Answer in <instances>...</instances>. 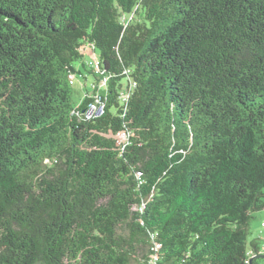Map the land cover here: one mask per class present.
Instances as JSON below:
<instances>
[{
    "label": "trees",
    "instance_id": "1",
    "mask_svg": "<svg viewBox=\"0 0 264 264\" xmlns=\"http://www.w3.org/2000/svg\"><path fill=\"white\" fill-rule=\"evenodd\" d=\"M257 210L264 0H0V264H261Z\"/></svg>",
    "mask_w": 264,
    "mask_h": 264
},
{
    "label": "rangeland",
    "instance_id": "2",
    "mask_svg": "<svg viewBox=\"0 0 264 264\" xmlns=\"http://www.w3.org/2000/svg\"><path fill=\"white\" fill-rule=\"evenodd\" d=\"M95 54L98 55V52L96 51ZM85 58L86 59L92 58V50L90 48L86 50ZM75 65L78 67L77 63ZM71 80H72L71 85L73 87V98L76 102H78L79 99L82 97L83 84L81 80H77L74 78H72ZM104 90L105 88H103L102 91ZM96 110L97 108L94 109V111ZM249 232H250L249 240L254 239V238L258 239V243L261 248L260 253L262 256H264V210H260V211L257 210L251 213V220L249 223ZM261 264H264V260L261 261Z\"/></svg>",
    "mask_w": 264,
    "mask_h": 264
},
{
    "label": "built area",
    "instance_id": "3",
    "mask_svg": "<svg viewBox=\"0 0 264 264\" xmlns=\"http://www.w3.org/2000/svg\"><path fill=\"white\" fill-rule=\"evenodd\" d=\"M87 66L91 68V70H94V72L97 74L99 73V59L97 57L91 58L89 61H87ZM74 79L81 80L80 76H77L76 74L72 75ZM100 82L98 83L100 87H104L107 84V79L106 77H103L102 79L99 80ZM91 88H94L92 86ZM95 103L94 105L90 106L88 111L86 112L87 118H92L95 115H99L101 113V105L99 99L95 97ZM94 111V109H96Z\"/></svg>",
    "mask_w": 264,
    "mask_h": 264
},
{
    "label": "crops",
    "instance_id": "4",
    "mask_svg": "<svg viewBox=\"0 0 264 264\" xmlns=\"http://www.w3.org/2000/svg\"><path fill=\"white\" fill-rule=\"evenodd\" d=\"M94 56L92 55V58H93Z\"/></svg>",
    "mask_w": 264,
    "mask_h": 264
},
{
    "label": "water",
    "instance_id": "5",
    "mask_svg": "<svg viewBox=\"0 0 264 264\" xmlns=\"http://www.w3.org/2000/svg\"><path fill=\"white\" fill-rule=\"evenodd\" d=\"M264 257V256H263Z\"/></svg>",
    "mask_w": 264,
    "mask_h": 264
}]
</instances>
